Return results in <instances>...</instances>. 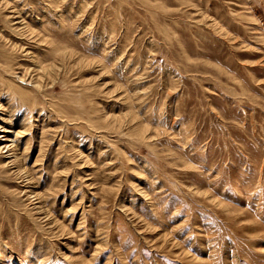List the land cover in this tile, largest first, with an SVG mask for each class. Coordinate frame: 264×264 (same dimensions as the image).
<instances>
[{"label":"rangeland","instance_id":"obj_1","mask_svg":"<svg viewBox=\"0 0 264 264\" xmlns=\"http://www.w3.org/2000/svg\"><path fill=\"white\" fill-rule=\"evenodd\" d=\"M0 264H264V0H0Z\"/></svg>","mask_w":264,"mask_h":264}]
</instances>
